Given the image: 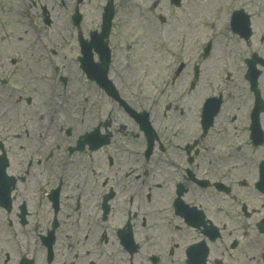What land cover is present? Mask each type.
I'll list each match as a JSON object with an SVG mask.
<instances>
[{"label": "rangeland", "instance_id": "obj_1", "mask_svg": "<svg viewBox=\"0 0 264 264\" xmlns=\"http://www.w3.org/2000/svg\"><path fill=\"white\" fill-rule=\"evenodd\" d=\"M198 1L201 0H181L180 6L175 7L170 0H115L116 12L109 42L113 52L111 78L120 91V96L131 107L140 109L139 106L143 108L153 106L152 110L156 113V119L153 118L155 127L161 130L163 138L171 144L172 141L189 140L197 134L195 122L197 108L201 100L212 95L213 89L218 85L219 88L224 89L225 101L221 115L222 128L219 127L220 134H233V137H238L239 142H245V131L239 128H244L246 124L245 116L251 103V96L244 79V61L253 53L264 59V0H227V4H224V0H209L210 5L206 10L198 7ZM42 2L44 3L43 0H0V75L9 74V83L0 86V137L5 142L11 160L8 172L19 174L22 168L25 169L26 157L41 147H34L35 144H39L36 142L37 138L31 140L38 131L43 132V125L38 116H35L37 110L44 112L47 119L45 123L47 133L50 132L51 135L54 132L53 126L55 129L61 126L62 130L71 126L68 134V140L71 142L73 136L78 134L76 131L78 125H82V129L86 126L90 128L99 126L101 133L112 135L111 142L96 153L71 155L60 169L61 172L66 171L64 176L68 185L73 186L78 182V174L89 177L92 170L98 175L105 174L108 171L106 168L108 155L114 159L116 172H120L128 155L122 147L136 142L128 136L126 139L118 132V128L120 124H125L130 130L133 129V125L120 107L104 92L92 83H85V76L81 72L75 70L76 73L67 74L68 79L64 89L62 90L59 82L57 87L60 88L51 107L43 108L44 101L49 102L47 87L51 85L55 88L56 80L49 79L45 83L43 77L30 72L29 69L36 64L39 65L37 66L39 73H47L49 68L44 60L45 52L38 46L46 45L60 50L57 57L54 56V60L56 59L62 74L69 70L67 64L76 55V49H73L76 30L70 20V12H73L76 3L74 0H65V7L55 5L53 10L47 5L51 22L45 25L39 11ZM103 4L104 0H82L78 5L79 13L82 15L80 29L83 34L87 35V32L98 25ZM217 5H226L228 8L235 6L249 15L253 35L248 43L231 36L226 19H221L223 14L216 10ZM209 38H213L212 50L207 58H203L202 48ZM222 41L227 43L225 48L222 46ZM221 54L224 55L222 57L225 62ZM11 58H15L16 63L12 64ZM181 61L186 62L188 66L172 82L171 69ZM194 65H198L200 75L194 88L190 90L189 81ZM260 69L262 73L259 77V89L264 98V67ZM226 72L230 74L228 81L224 82ZM26 98H31V103L28 104ZM179 111H183L182 114ZM231 115L236 116L235 131L232 124L227 127L225 123L226 116ZM261 122L264 127V114ZM106 123L108 126H105ZM224 127L229 130L221 132ZM66 137H61L60 145ZM48 146L50 148L51 144ZM242 146L246 147L243 144ZM253 153L263 158L264 146ZM57 154L55 161L59 162L61 154ZM157 166L160 167L154 172L160 179V172L166 171L161 162H158ZM48 170L50 169L47 168ZM36 174H40V170H37ZM19 184L18 193L25 198L27 193L23 188L29 186ZM88 188L89 180L85 187L86 193ZM16 199L18 201V197ZM88 200L89 196L86 198L87 203ZM160 204V201L154 203V209ZM83 214L82 210L77 212L81 222ZM146 214L149 215V212ZM152 215L156 216V213L153 212ZM44 216L45 214H41L40 218ZM116 216L119 217V210ZM157 216L160 217L158 212ZM36 218L39 217L35 216L31 219V224H34ZM7 219L8 217L0 209V259L4 257V251L11 256L14 253V244H11L9 228L6 225ZM72 227L74 228L73 224ZM75 231L81 232L80 229ZM167 233V229L163 226L161 233L155 236V239L164 240L163 237H166ZM144 234L153 233L148 229ZM6 241H10L9 245ZM62 242L63 240L61 245ZM82 245H79V241L73 242L70 249L76 251ZM59 248L62 251L61 255L65 256L66 245ZM56 252L60 254L58 245ZM77 260L76 256L69 259L70 264H77Z\"/></svg>", "mask_w": 264, "mask_h": 264}, {"label": "flooded vegetation", "instance_id": "obj_2", "mask_svg": "<svg viewBox=\"0 0 264 264\" xmlns=\"http://www.w3.org/2000/svg\"><path fill=\"white\" fill-rule=\"evenodd\" d=\"M235 120V115L226 116L227 127ZM216 122L218 129L222 128L221 114ZM132 124L133 129L120 128L125 138L128 136L136 142L125 146L128 155L120 172H116L114 159L108 155V171L97 176L100 180L92 170L89 177L78 174V182L72 188L69 185L64 188L66 194L58 217L59 213L64 216L63 209L76 203L78 197L83 199L85 208L90 209L89 222L93 217H102L105 194L109 203L105 219L109 220L111 214L115 216L118 209L122 212V223L115 226L114 234L105 232L100 240L107 252L101 248L98 257L78 259L77 264H264V188L255 183L259 170L264 177V158L250 164L241 162L239 148H235L231 159L239 165L227 171L229 165L224 152L219 156L209 153L208 133L201 134L198 140L193 138L175 144L157 133L151 155L145 157L146 139L139 126ZM227 130L229 128L224 127L223 131ZM38 137L32 136L31 140L37 138V142ZM154 159L156 161L152 162ZM141 162L146 167L140 165ZM158 162L166 171L160 172V179L154 172L160 167ZM97 190L99 203L96 202ZM45 200L44 197L42 202ZM157 201L161 204L154 209ZM120 225L123 229L118 237L125 242V248H120L115 236ZM163 226L168 231L167 236L156 240ZM47 229L48 226L45 231ZM82 229L85 233L82 239L93 240V225L87 223ZM148 229L152 235L144 234ZM70 238L81 240L75 232ZM40 246L46 251L42 244ZM44 264H51L46 257ZM57 264H64L61 254H58Z\"/></svg>", "mask_w": 264, "mask_h": 264}, {"label": "water", "instance_id": "obj_3", "mask_svg": "<svg viewBox=\"0 0 264 264\" xmlns=\"http://www.w3.org/2000/svg\"><path fill=\"white\" fill-rule=\"evenodd\" d=\"M111 19H112V4L109 3L108 7L105 9V14L103 17V26H102L103 31L99 35L94 34L92 36V42H82L81 43L84 56H90V50L92 47L95 48V50L98 51V53L100 54V64H98L97 66L101 68V71H102L101 78H100V85L102 87H107V84H109L108 81H106L105 79L107 63L109 61V51L106 47V43H103V40L108 36L110 25H111L110 24ZM82 66H85L84 69L89 73V69H87L88 65L85 64V61L82 62ZM253 77H251V83L254 88L255 86H254ZM0 148H1V145H0ZM6 165H7V162L4 156H0V204L6 208H9V201H10L9 194H10V186L12 183V180H11L12 178L10 179L6 177L5 175Z\"/></svg>", "mask_w": 264, "mask_h": 264}, {"label": "bare ground", "instance_id": "obj_4", "mask_svg": "<svg viewBox=\"0 0 264 264\" xmlns=\"http://www.w3.org/2000/svg\"><path fill=\"white\" fill-rule=\"evenodd\" d=\"M197 4H198V7L200 9L206 10L210 5V1L209 0H204V1L201 0V1H198ZM222 12L227 13V9H225V10L223 9Z\"/></svg>", "mask_w": 264, "mask_h": 264}]
</instances>
